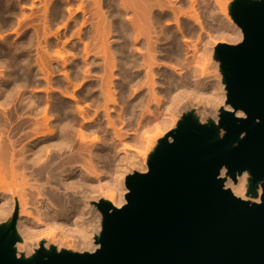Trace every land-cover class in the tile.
I'll return each instance as SVG.
<instances>
[{
    "label": "bare ground",
    "instance_id": "6f19581e",
    "mask_svg": "<svg viewBox=\"0 0 264 264\" xmlns=\"http://www.w3.org/2000/svg\"><path fill=\"white\" fill-rule=\"evenodd\" d=\"M231 7V0H0V222L12 225L17 257L33 259L55 231L78 237L76 246L58 238L70 251L96 250L104 216L86 223L84 207L125 204L124 174L142 164L125 138L149 150L180 114L209 126L232 110L225 82L205 62L216 54L212 38L243 39ZM95 133L103 136L88 141ZM221 176L235 195L261 202L262 184L252 193L248 170L234 179L223 167Z\"/></svg>",
    "mask_w": 264,
    "mask_h": 264
},
{
    "label": "water",
    "instance_id": "95a60500",
    "mask_svg": "<svg viewBox=\"0 0 264 264\" xmlns=\"http://www.w3.org/2000/svg\"><path fill=\"white\" fill-rule=\"evenodd\" d=\"M233 17L242 41L216 49L229 72L224 134L187 115L162 139L147 171L127 177L125 204L98 203L104 217L96 250L41 248L36 263L264 264V0H237ZM223 167L234 179L248 170L250 191L262 184L261 202L226 188ZM4 238L0 264L31 263L17 257L14 236Z\"/></svg>",
    "mask_w": 264,
    "mask_h": 264
},
{
    "label": "rangeland",
    "instance_id": "374dc122",
    "mask_svg": "<svg viewBox=\"0 0 264 264\" xmlns=\"http://www.w3.org/2000/svg\"><path fill=\"white\" fill-rule=\"evenodd\" d=\"M237 0H231V2H232V7H231V12H230V17L232 18V20L234 21V22H236L235 21V19H234V17H233V8H234V5H235V2H236ZM29 4H31L30 2H26V3H24V5H23V8H25L26 10H29ZM19 6H21L22 7V5H18L17 7L19 8ZM37 6V7H36ZM21 7L19 8V9H21ZM39 6L38 5H35L34 7H33V9L36 11L37 10V8H38ZM38 22H36L35 24H37ZM40 23V22H39ZM59 25H60V23H59ZM25 28H21L20 30H19V34L24 30ZM12 36V39H15V37H16V34H12L11 35ZM216 38V39H215ZM215 39V40H214ZM224 40V42H223V40ZM227 39V38H226ZM184 40V39H183ZM192 40V39H191ZM228 41H230L229 39H227ZM202 41H205V40H201V42H199L198 43V46L199 45H203L204 43H202ZM212 41H214V42H212ZM228 41H226L225 40V38L223 37V38H219V37H214V38H212L211 39V41H209L210 43H207L208 45H209V47L212 49V48H217L219 45H221V44H225V43H227V44H235L236 42H228ZM200 43H202V44H200ZM206 43V42H205ZM214 43V44H213ZM206 44V46L208 47V45ZM211 44V45H210ZM197 46V47H198ZM201 46H199L198 47V49L201 47ZM202 48V47H201ZM209 48V49H210ZM200 50V49H199ZM34 52V51H33ZM32 52V53H33ZM35 53V52H34ZM213 52H211L210 54H209V56H206L205 58H207L206 60H205V62H206V66H207V70H208V72H209V74L210 75H214L215 76V74H218L217 76H219V74H220V77L219 78H221V80H223L224 82H225V79H226V75L229 73L228 72V70H227V68L224 66V64L222 63V61H221V59L217 56V54H215V55H213L212 54ZM160 83H158V85H159ZM226 84V83H225ZM43 96H45L46 94H44V93H41ZM81 104H84V103H81ZM85 105V104H84ZM195 108H197V109H199V110H202L203 109V104H197L196 103V105H195ZM187 115H191L192 116V113L190 112L189 114H180L178 117H177V119H178V125L181 123V122H184V118L187 116ZM104 116H101V119L102 120H104V118H103ZM177 125V126H178ZM210 125H212L218 132L221 130V128H222V126L219 124V122H217V123H215V122H212ZM160 131V130H159ZM171 131H173V129L172 130H169L167 133H165L164 135H160V136H158V132H153V134L155 135V133L157 134V137L155 138V140H156V143L155 144H153L152 146H151V148L149 149V150H147L146 148H142V147H144V146H141L142 144H140V142H138V141H135V140H133V139H130L129 138V140H128V137L129 136H127V138H125L126 139V145L128 144V143H130V142H132V144H129V145H127V146H131L130 147V149L132 148V146H133V149H136L138 152H139V155H138V157H139V160H140V163H142L141 165H135V166H131L130 168H128L129 170L128 171H126L125 173L126 174H124V178L126 179V181H127V177L130 175V174H132V173H135V172H141L140 170H139V167L140 166H147V165H149V161H150V159H151V157H152V154L154 153V151H156V149L160 146V143H161V141H162V139H164V138H169V139H171L172 137L170 136V132ZM162 132H164L162 129H161V131L159 132V133H161L162 134ZM4 136H6V134H3ZM96 135H98V134H90V135H87V140L89 141V140H91V138H93L94 136H96ZM105 135H106V137H107V139H108V143H107V148H111L112 149V143H113V140L111 139V133L110 132H107V133H105ZM152 135V134H151ZM3 136V137H4ZM99 139L103 136V133H99ZM156 136V135H155ZM6 139V137H4V144L6 143V141H7V139ZM128 140V141H127ZM132 140V141H131ZM101 141V140H100ZM128 142V143H127ZM99 143H101V142H99ZM139 144V145H137V144ZM142 148V150H140L141 148ZM138 147L140 148V149H138ZM19 148V147H18ZM132 149V150H133ZM146 149V150H145ZM145 150V151H144ZM130 151V150H129ZM146 151H148V154H147V157H143V154H144V152H146ZM140 154H142V156L140 155ZM137 157V158H138ZM108 172V173H107ZM106 172V174L107 175H109V174H111V172L109 173V171H107ZM78 177V179H82V177L78 174V175H76V178ZM252 177V176H251ZM14 184V183H13ZM13 184H11L10 186H12V187H14L15 185H13ZM19 183L17 182V185H18ZM15 186V188H17V190H18V188H20L19 187V185L18 186ZM9 188V187H8ZM15 188H12L13 190H15ZM7 189V188H6ZM11 189V191H13ZM8 190V189H7ZM8 192H10V189H9V191ZM14 192V191H13ZM12 193V192H11ZM101 201H104V200H101ZM101 201H93V200H91V201H89L88 203H87V207H84V210H83V212H84V216H83V218L84 219H86V218H88V219H86V220H84L86 223L89 221L90 222V224L91 225H94V224H96V222L95 221H98V219H100L99 217H100V214L103 216V212H102V210L99 208V206H98V203L99 202H101ZM107 202V201H106ZM90 203V204H89ZM83 206V205H82ZM86 208V209H85ZM85 214H87L86 216H85ZM92 219V220H91ZM94 220V221H93ZM93 222V223H92ZM56 232V233H55ZM54 233V236L56 237V240H58V238L59 237H61V239L63 240L64 238V241L65 242H67L68 241V243L70 242V243H72L73 242V244H68V246L70 245H72V246H76L75 244H74V241L76 240V239H78V237L77 238H75L74 236L73 237H65V236H60L61 234L58 232L57 233V231H55ZM0 234H2V235H5V238H4V242L6 243V242H8V241H10L12 238H13V232H12V228H11V223H8V224H6L5 223V221L3 220V222L1 221L0 222ZM12 234V235H11ZM57 234V235H56ZM53 237V236H52ZM55 237H53V238H55ZM52 238V240H54L53 241V243L49 246V248H45V247H40L37 251H39L41 248L42 249H44L46 252H51L52 250H56V251H63V250H68L67 248H66V246H67V243H64V242H61V239H59L60 240V242H58V243H56L57 241L55 240V239H53ZM72 239V240H68V239ZM58 240V241H59ZM56 241V242H55ZM97 242H98V240H97ZM61 243V244H60ZM57 244V245H56ZM63 244V245H62ZM66 246H65V245ZM61 246V249L60 250H58V247L57 246ZM70 251V250H69ZM75 252V251H74ZM29 260H31V263L30 264H32L33 263V261H35V257L33 258V259H29ZM36 262V261H35Z\"/></svg>",
    "mask_w": 264,
    "mask_h": 264
}]
</instances>
